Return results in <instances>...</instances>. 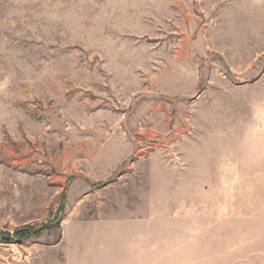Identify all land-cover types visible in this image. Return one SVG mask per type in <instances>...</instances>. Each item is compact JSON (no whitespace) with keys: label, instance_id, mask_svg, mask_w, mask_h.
<instances>
[{"label":"rangeland","instance_id":"rangeland-1","mask_svg":"<svg viewBox=\"0 0 264 264\" xmlns=\"http://www.w3.org/2000/svg\"><path fill=\"white\" fill-rule=\"evenodd\" d=\"M142 215L264 264V0H0V264Z\"/></svg>","mask_w":264,"mask_h":264},{"label":"crops","instance_id":"crops-1","mask_svg":"<svg viewBox=\"0 0 264 264\" xmlns=\"http://www.w3.org/2000/svg\"><path fill=\"white\" fill-rule=\"evenodd\" d=\"M146 217L142 215L134 220L105 224L103 228L113 232L106 239L108 244L95 245V238H91V245H82L77 249L76 264H180V254L184 251L178 246V241L172 237L165 241L157 237L162 231H178V219L163 222L147 220Z\"/></svg>","mask_w":264,"mask_h":264},{"label":"water","instance_id":"water-1","mask_svg":"<svg viewBox=\"0 0 264 264\" xmlns=\"http://www.w3.org/2000/svg\"><path fill=\"white\" fill-rule=\"evenodd\" d=\"M10 239L9 238H7V241H9Z\"/></svg>","mask_w":264,"mask_h":264},{"label":"trees","instance_id":"trees-1","mask_svg":"<svg viewBox=\"0 0 264 264\" xmlns=\"http://www.w3.org/2000/svg\"><path fill=\"white\" fill-rule=\"evenodd\" d=\"M45 227H43V229H44Z\"/></svg>","mask_w":264,"mask_h":264}]
</instances>
